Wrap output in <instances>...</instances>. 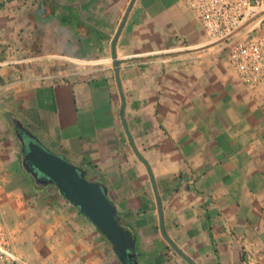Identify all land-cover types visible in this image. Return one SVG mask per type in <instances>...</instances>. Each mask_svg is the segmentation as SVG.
<instances>
[{"label":"crops","instance_id":"1","mask_svg":"<svg viewBox=\"0 0 264 264\" xmlns=\"http://www.w3.org/2000/svg\"><path fill=\"white\" fill-rule=\"evenodd\" d=\"M130 1L0 0L5 228L19 227L32 264H119L77 208L21 170L16 117L106 187L140 264H264V87L237 79L181 0H134L113 48ZM156 194L189 262L160 232Z\"/></svg>","mask_w":264,"mask_h":264},{"label":"water","instance_id":"2","mask_svg":"<svg viewBox=\"0 0 264 264\" xmlns=\"http://www.w3.org/2000/svg\"><path fill=\"white\" fill-rule=\"evenodd\" d=\"M133 1H130V5L113 38V48ZM112 58L113 70L117 75L118 64L115 55ZM123 108L122 105L121 114ZM10 121L14 126L15 137L23 142L22 154L18 156L19 166L31 178L34 185L55 187L110 243L112 251L119 262L126 264L124 262L129 260L128 264H140L137 254V237L121 225L118 210L109 200L106 187L88 180L85 171L73 166L64 157L45 148L18 118L11 117ZM156 202L160 232L169 244L180 253L165 234L161 203L157 194ZM181 256L189 262V259L182 254Z\"/></svg>","mask_w":264,"mask_h":264},{"label":"built area","instance_id":"3","mask_svg":"<svg viewBox=\"0 0 264 264\" xmlns=\"http://www.w3.org/2000/svg\"><path fill=\"white\" fill-rule=\"evenodd\" d=\"M221 59L246 87H264V0H181ZM0 264H31L17 255L0 217ZM247 264H254L250 258Z\"/></svg>","mask_w":264,"mask_h":264},{"label":"rangeland","instance_id":"4","mask_svg":"<svg viewBox=\"0 0 264 264\" xmlns=\"http://www.w3.org/2000/svg\"><path fill=\"white\" fill-rule=\"evenodd\" d=\"M10 129H12V127L10 128ZM14 141H15V145H17V143H16V140L14 139ZM17 147H18V145H17ZM13 228H11L13 231H14V233L12 234L11 232H10V230L6 227V230H7V232H8V235H9V239H10V244H11V242L13 243V244H11V246L13 245V250H14V252L17 254V255H19L20 257H22V253H21V250H19L18 249V247L17 246H15V241H16V239H18L17 238V236H18V234L20 235V234H22V232H21V230L20 231H18V229H19V227L16 225V224H14L13 226H12ZM14 236V240H12V237ZM36 256V255H35ZM24 257V256H23ZM37 257V256H36ZM30 261V262H29ZM28 262L29 263H31L32 262V260H29ZM34 261H36V260H33V262ZM32 264V263H31Z\"/></svg>","mask_w":264,"mask_h":264},{"label":"flooded vegetation","instance_id":"5","mask_svg":"<svg viewBox=\"0 0 264 264\" xmlns=\"http://www.w3.org/2000/svg\"><path fill=\"white\" fill-rule=\"evenodd\" d=\"M16 141H17V145H18V148H19V155H21L22 154L21 153V149H22L23 142H22V140H19L17 138H16ZM129 262H130L129 260H126L124 263L128 264ZM119 264H123V263L119 262Z\"/></svg>","mask_w":264,"mask_h":264},{"label":"trees","instance_id":"6","mask_svg":"<svg viewBox=\"0 0 264 264\" xmlns=\"http://www.w3.org/2000/svg\"><path fill=\"white\" fill-rule=\"evenodd\" d=\"M102 236V235H101ZM103 237V236H102ZM104 238V237H103Z\"/></svg>","mask_w":264,"mask_h":264}]
</instances>
